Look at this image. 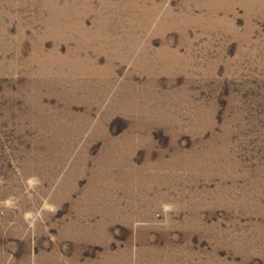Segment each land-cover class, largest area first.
I'll use <instances>...</instances> for the list:
<instances>
[{
  "label": "rangeland",
  "instance_id": "rangeland-1",
  "mask_svg": "<svg viewBox=\"0 0 264 264\" xmlns=\"http://www.w3.org/2000/svg\"><path fill=\"white\" fill-rule=\"evenodd\" d=\"M0 264H264V0H0Z\"/></svg>",
  "mask_w": 264,
  "mask_h": 264
}]
</instances>
